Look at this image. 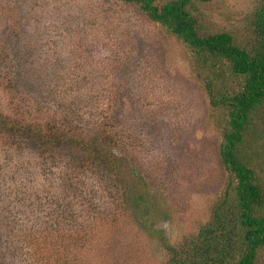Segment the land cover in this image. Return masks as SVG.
<instances>
[{"label":"rangeland","instance_id":"rangeland-1","mask_svg":"<svg viewBox=\"0 0 264 264\" xmlns=\"http://www.w3.org/2000/svg\"><path fill=\"white\" fill-rule=\"evenodd\" d=\"M259 1L197 2L192 13L201 33L227 31L236 42L246 44L252 39V15ZM60 31H64V39L68 33L72 40L63 41L57 36ZM62 61L66 73L87 78L81 87L84 92L104 96V91L113 89L112 81L120 84L115 98L109 100L112 110L108 114L113 118L107 126L116 130L115 152L127 155L148 185L150 194L143 205L147 213L142 214L133 203L125 211L115 209L117 189L99 187L89 172L80 182L85 191L46 185L42 178L29 188V178L45 170L37 166L42 163L13 152L6 156L5 143L0 140L1 240L6 223L30 228L57 215L66 217L67 225L89 224V229L77 245L50 238L46 249L51 255L38 264H59L61 258L64 264H167L164 245L176 246L195 233L209 219L225 185L227 175L219 157L223 111L210 107L196 71L198 63L185 44L132 3L0 0L3 114L12 116L27 93L46 103L45 90L57 77L54 62ZM9 72L15 73L12 80H8ZM11 86L14 89L9 91ZM103 102L101 97L94 108L107 113ZM81 103L83 121H79L85 126L98 111L87 110L84 101ZM29 162L30 167L22 166ZM67 199L75 208L72 212L66 208ZM117 214L114 221L107 218Z\"/></svg>","mask_w":264,"mask_h":264},{"label":"trees","instance_id":"trees-1","mask_svg":"<svg viewBox=\"0 0 264 264\" xmlns=\"http://www.w3.org/2000/svg\"><path fill=\"white\" fill-rule=\"evenodd\" d=\"M122 1L136 5L149 20L185 44L198 63L196 71L210 107L224 113L219 157L227 175L225 185L212 205L209 219L195 233L176 246L164 245L167 264H264V0L253 12L252 39L246 44L236 42L227 31L201 33L192 8L197 2L211 0H170L161 5L158 0ZM66 34V39L64 31L57 36L63 41L72 40ZM63 63L54 62L57 77L55 84L45 90L46 103L27 93L13 108L12 116L0 111V140L5 143L2 150H7L8 157L13 152L19 158H38L44 164H37L46 171L29 178V188L37 178H42L46 185L85 191L80 182L89 172L99 187L117 189L115 209L125 211L133 203L143 210L142 214L147 213L143 205L149 198L148 185L129 164L127 155L115 152L112 141L116 130L107 126L113 118L112 113L108 114L112 110L109 100L115 98L120 84L112 81L113 89L104 91V96L84 92L81 87L87 78L69 75ZM57 64H61L60 68ZM8 74V80H12L15 73ZM228 80H232L231 85ZM13 89L11 86L9 91ZM101 97L107 113L94 108ZM82 101L87 105L85 109L101 112L87 119L85 126L80 123ZM90 123L93 125L89 126ZM29 165L30 162L22 164L25 168ZM98 180L103 181L102 186ZM67 200L66 208L74 211L73 203ZM117 216L107 218L114 221ZM65 222L66 217L51 215L48 221L30 228L6 223L3 240L0 238V264L47 261L51 255L46 249L50 238L68 240L67 245L81 243L89 224L71 226ZM91 222L98 224L92 219ZM60 262L66 261L61 258Z\"/></svg>","mask_w":264,"mask_h":264}]
</instances>
